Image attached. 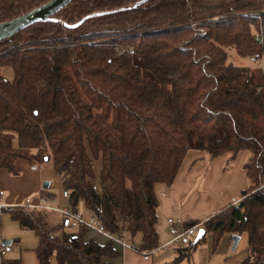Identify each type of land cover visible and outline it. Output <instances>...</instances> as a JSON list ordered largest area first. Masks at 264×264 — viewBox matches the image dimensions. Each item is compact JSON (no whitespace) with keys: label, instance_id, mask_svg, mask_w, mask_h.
Returning a JSON list of instances; mask_svg holds the SVG:
<instances>
[{"label":"trees","instance_id":"trees-1","mask_svg":"<svg viewBox=\"0 0 264 264\" xmlns=\"http://www.w3.org/2000/svg\"><path fill=\"white\" fill-rule=\"evenodd\" d=\"M47 1L0 0V22ZM259 31L264 0H71L0 42V168L17 173V158L51 166L72 209L82 203L114 236L141 233L133 243L146 254L158 246L154 185H171L190 149L209 159L247 150L242 198L204 221L201 238L167 264L206 233L213 245L246 234V254L231 264H264V71L227 62L225 51L264 56ZM0 212L35 232L40 264L52 255L58 264H112L122 255L110 239L84 240L83 226L53 236L45 209Z\"/></svg>","mask_w":264,"mask_h":264},{"label":"crops","instance_id":"crops-1","mask_svg":"<svg viewBox=\"0 0 264 264\" xmlns=\"http://www.w3.org/2000/svg\"><path fill=\"white\" fill-rule=\"evenodd\" d=\"M249 158L250 153L247 150L240 151L235 157H232L231 153L227 152L214 159H209V155L202 150H188L172 184L156 183L153 187L158 201L157 220L155 223V230L158 235L157 248L146 254L138 253L129 248L121 249L122 255L110 259L111 263L167 264L177 258L179 254H182L181 249L187 245L188 241L178 245L172 244L168 248L162 247L164 243L171 239L167 219L173 218L181 228L184 227L183 224L190 220H195L197 224H202L220 209L234 203L237 204L242 198L241 192L249 185L244 168ZM15 166L18 169L17 173L0 168V188L6 192L4 200L7 204L22 206L35 203L40 197L41 191L46 190L54 194L51 198H48V205L69 206L67 199L62 195V184L59 186L57 193L52 191L51 185H54L52 182L54 175L50 169L44 168L46 164L32 165L26 159L17 158ZM45 182L48 183L47 187L44 186ZM94 185L97 188L95 183ZM100 189L101 187L97 188L98 191ZM79 210L85 218L92 216L82 203L79 204ZM46 212L47 217L53 221L52 226H47L48 228L54 227L53 236L61 237L67 230H77L78 227L69 228L66 219L58 211L46 209ZM0 238L3 241H10L9 260H16L18 264H40L35 252L39 242L38 236L33 230L23 229L17 221L7 217L3 219V223L0 219ZM124 238L128 242H138L141 238V233H137L132 239L128 233H125ZM83 239L94 240L103 244L108 238L96 230L86 229ZM246 250V234L239 235L235 248H232L231 235L224 234L218 248L214 252H211V249L209 252L207 251L205 263L226 264L227 262L231 264V262L229 263L230 256L237 254L238 257L242 258L246 254ZM186 258H182L177 264H185ZM49 264H58L54 255L49 258Z\"/></svg>","mask_w":264,"mask_h":264},{"label":"built area","instance_id":"built-area-1","mask_svg":"<svg viewBox=\"0 0 264 264\" xmlns=\"http://www.w3.org/2000/svg\"><path fill=\"white\" fill-rule=\"evenodd\" d=\"M263 39H264V33H262L261 31L254 33V40L256 42L261 43L263 41ZM250 57H251V61L257 62L259 60H262L261 58L263 56L257 57V56L251 55ZM261 62L262 61H260V63ZM259 67H261L264 71L263 62H262V65L259 64ZM258 90H260V88H258ZM258 188H260V189L264 188V182L261 183L258 186ZM62 195L67 199L68 195H69V191L67 189H63ZM5 196H6V192L0 188V211H1V208L5 207V206H16V205L7 204L6 201L4 200ZM46 202H48L47 198L40 196L38 198L37 202L29 203L26 206H28L30 208H36V209H48V210L54 209V210L58 211L64 217V219H66L69 228L74 229V228L83 226L86 229L96 230L97 232L104 234L108 239H110L113 242H115L116 244H118L119 247H121V249L129 248V249L136 251V246L133 242L126 241L123 235L120 237L114 236L110 232L106 231L103 227L102 222L95 215H92L89 218H85L80 211L72 209L70 206H66L63 208H54V207L48 205ZM234 204H236V203H234ZM22 206H24V205H22ZM0 214H1V212H0ZM167 221H168V231L171 235V239L162 245L163 248H168L172 244L178 245L182 242H187V241L194 239V237H196V235H197L198 229L202 227V224L198 223V224L192 225L190 227H186V228L182 227L181 228L176 224V222L173 218H168ZM10 251H11V245L5 243L0 238V264H5V260L8 257V254Z\"/></svg>","mask_w":264,"mask_h":264},{"label":"rangeland","instance_id":"rangeland-1","mask_svg":"<svg viewBox=\"0 0 264 264\" xmlns=\"http://www.w3.org/2000/svg\"><path fill=\"white\" fill-rule=\"evenodd\" d=\"M225 51H226L227 57H228L227 62L232 63L233 65L257 67V66H259V64L262 65V62L264 64V56L261 58L262 60H259L257 62H253V61H251V57H250L251 55H249V56H241V55L237 54L236 50L233 47H225ZM260 61H262V62L260 63ZM10 71H11L10 69L6 70L5 71L6 73L4 72V74L11 77L12 72H10ZM93 164H94V171H95L96 177L94 179H92V182H94L97 185V188H100L102 186V183L99 180V172H100V168H101L100 160H93ZM44 168L45 169H50V171H52V173L54 175V178H53L52 182L54 183V185L53 184L51 185V189H52V191L57 193L59 191L58 188L61 185V176L55 170H53V168L50 167L49 165H46ZM63 189H66V188L62 187L61 190H63ZM46 203L48 204V202H46ZM58 206H52V207H54V208H63V207H58ZM80 208H82V206H80ZM7 217H9V219H12L11 216L8 213H6V212L1 214L0 219L2 220V223H3V219H5ZM45 221H46V226H52L53 221L49 217L46 216ZM221 238L216 243V245H213L212 235L207 233L203 237L201 242L198 243L192 249L191 253L188 256H186L187 258H186L184 263L185 264H206L205 261H206L207 253L210 251V249H211V252H214L218 248ZM240 258L241 257H238L237 254H235L234 256H230L229 263L230 262L231 263H235V262L239 261ZM226 264H228V263L226 262Z\"/></svg>","mask_w":264,"mask_h":264},{"label":"water","instance_id":"water-1","mask_svg":"<svg viewBox=\"0 0 264 264\" xmlns=\"http://www.w3.org/2000/svg\"><path fill=\"white\" fill-rule=\"evenodd\" d=\"M71 0H48L47 2L21 14L12 19L0 22V42L18 33L21 29L37 22H43L52 19V16L56 14L60 9L65 7ZM76 23L72 26H77ZM44 186L47 187L48 183L45 182ZM204 234V229L201 227L197 231L195 241L199 240ZM232 248H235L239 240V235L233 234ZM9 244V240H4Z\"/></svg>","mask_w":264,"mask_h":264}]
</instances>
